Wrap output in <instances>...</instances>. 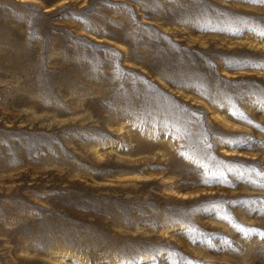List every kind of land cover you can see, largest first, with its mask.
Wrapping results in <instances>:
<instances>
[{"label": "rangeland", "instance_id": "374dc122", "mask_svg": "<svg viewBox=\"0 0 264 264\" xmlns=\"http://www.w3.org/2000/svg\"><path fill=\"white\" fill-rule=\"evenodd\" d=\"M264 0H0V264H264Z\"/></svg>", "mask_w": 264, "mask_h": 264}, {"label": "snow or ice", "instance_id": "6c2138e0", "mask_svg": "<svg viewBox=\"0 0 264 264\" xmlns=\"http://www.w3.org/2000/svg\"><path fill=\"white\" fill-rule=\"evenodd\" d=\"M262 36H264V33H261Z\"/></svg>", "mask_w": 264, "mask_h": 264}]
</instances>
